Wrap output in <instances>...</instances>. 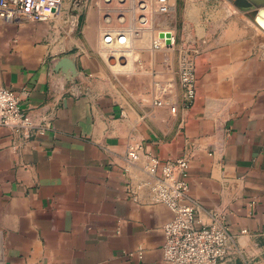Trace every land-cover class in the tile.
<instances>
[{"label": "crops", "instance_id": "1", "mask_svg": "<svg viewBox=\"0 0 264 264\" xmlns=\"http://www.w3.org/2000/svg\"><path fill=\"white\" fill-rule=\"evenodd\" d=\"M218 1L183 0L181 31L158 0L0 18V88L37 123L30 138L0 126V264H169L174 211L157 200L149 153L190 156L185 202L199 225L219 217L235 236L224 264H264V45ZM168 30L205 39L195 103L177 112L154 103L180 105L176 46L154 47Z\"/></svg>", "mask_w": 264, "mask_h": 264}, {"label": "built area", "instance_id": "2", "mask_svg": "<svg viewBox=\"0 0 264 264\" xmlns=\"http://www.w3.org/2000/svg\"><path fill=\"white\" fill-rule=\"evenodd\" d=\"M61 9V0H0V18L5 22L46 21L52 19ZM173 6L169 0H158V10L168 14ZM167 46L163 37L154 41L157 49ZM182 51L179 69V84L183 97V108H190L197 95V71L195 57L184 55ZM187 54V53H185ZM172 88L171 86H169ZM166 92L164 87H159ZM166 93L163 95L165 96ZM173 112L178 111V102L158 97L154 103L164 102ZM0 126L30 138L37 131V123L32 115L21 107L15 91L0 88ZM40 132H43L41 129ZM141 144L128 145V157L137 159ZM148 172L155 177L153 188L157 200L166 203L174 217L164 226V258L169 264H224L234 241V234L227 223L215 217L209 225H199L196 205L186 203L189 190L190 156L161 159L149 153Z\"/></svg>", "mask_w": 264, "mask_h": 264}, {"label": "rangeland", "instance_id": "3", "mask_svg": "<svg viewBox=\"0 0 264 264\" xmlns=\"http://www.w3.org/2000/svg\"><path fill=\"white\" fill-rule=\"evenodd\" d=\"M212 1H215L216 4H218V5L220 4L218 0H212ZM173 4H174L173 5V9H172V11L170 13H168L167 16H168V18L170 20V26H172V27L176 26L179 29V31H181L183 29V12H184L185 4H184L183 0H177L176 2L173 1ZM210 7H211V5L209 6V9H210ZM73 11H77V12H80L81 14H83V13L86 12V7H82L81 8L78 4H76L74 2ZM123 12H125V13L130 12L129 8L124 9ZM229 12L230 13H234V12L240 13L237 8H236V10L235 9L234 10L231 9ZM205 13H206V11H205ZM113 36H114V34L107 36L106 40L110 41ZM176 40L177 41H176V45L175 46H176V49H177L176 52H177V57H178V69H177L178 72L177 73H178V84H179V69H180V60H181V55H182L181 52L182 51H186L185 53H187V54L183 53L184 55H188V56H190L192 58L195 57L193 59H195L196 71H197V62H198V59L200 58V56H201V54L203 52V47H204L203 44H205V39L201 38V39H199V41H196V40L183 41L182 37H180V34H179L177 36ZM179 86H180V84H179ZM181 93H182V91H181ZM179 103H180L179 106L183 109V97L182 96L180 97V102ZM163 104H167V102L165 101ZM167 105H169V104H167ZM179 106H178V108H179Z\"/></svg>", "mask_w": 264, "mask_h": 264}, {"label": "water", "instance_id": "4", "mask_svg": "<svg viewBox=\"0 0 264 264\" xmlns=\"http://www.w3.org/2000/svg\"><path fill=\"white\" fill-rule=\"evenodd\" d=\"M235 5L245 11L246 15L258 22L264 23V0H231ZM161 37L166 41L167 45L172 43V32L163 31L161 32Z\"/></svg>", "mask_w": 264, "mask_h": 264}, {"label": "bare ground", "instance_id": "5", "mask_svg": "<svg viewBox=\"0 0 264 264\" xmlns=\"http://www.w3.org/2000/svg\"><path fill=\"white\" fill-rule=\"evenodd\" d=\"M225 1H227V3H228V6H227V8H230L231 7V5H233V7H231V9H235L236 10V8L239 10V12H240V14H242L243 15V17L245 16V21H246V24L249 26V27H252L254 30H256V33H257V38L259 39V42L262 44V45H264V23L263 22H258L257 20H255V19H252V18H250V17H248L247 15H246V13H245V11H243V10H241V9H239L236 5H235V3L233 2V1H231V0H225ZM230 9V10H231ZM241 18V17H240ZM246 24H244V25H246ZM168 31H171L172 32V43H171V45H167V46H174L175 47V45H176V35L174 34V31L173 30H168ZM256 35V34H255ZM254 35V36H255ZM257 39V40H258ZM119 62V63H118ZM117 63L118 64H120V67H122V68H124V67H126V66H129L128 64L127 65H122L123 63L122 62H120V61H117ZM122 65V66H121ZM124 66V67H123Z\"/></svg>", "mask_w": 264, "mask_h": 264}]
</instances>
